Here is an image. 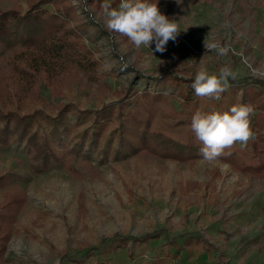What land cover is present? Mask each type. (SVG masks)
<instances>
[{
	"label": "rangeland",
	"instance_id": "1",
	"mask_svg": "<svg viewBox=\"0 0 264 264\" xmlns=\"http://www.w3.org/2000/svg\"><path fill=\"white\" fill-rule=\"evenodd\" d=\"M31 1L0 0V10L23 13ZM50 1L37 9L55 13ZM62 2L71 7L66 23L80 36L79 50L88 52L92 68L71 61L60 71L43 67L36 73L26 55L5 60L8 52H0L1 111L51 114L64 105L79 111L109 105L117 113L123 98L153 129L164 113L183 110L188 90L189 105L210 101L182 81H194L202 59L210 74L230 67L235 79L229 78L226 91L233 98L249 84L264 92V0H159L162 14L180 31L164 53L155 51V43L136 48L108 31L105 0ZM108 2L118 8L121 0ZM206 38L227 54L206 49ZM144 92L169 99L150 104ZM251 139L244 147L236 144L243 148L235 153L236 166L144 148L103 163L73 161L76 172L51 164L34 173L23 143L0 147V213L8 201L19 202L11 221L0 219V264H264V176L240 168L246 161L264 168Z\"/></svg>",
	"mask_w": 264,
	"mask_h": 264
},
{
	"label": "trees",
	"instance_id": "2",
	"mask_svg": "<svg viewBox=\"0 0 264 264\" xmlns=\"http://www.w3.org/2000/svg\"><path fill=\"white\" fill-rule=\"evenodd\" d=\"M48 1L32 0L28 10L23 13L16 8L0 10V52H8L1 58L6 60L11 55L24 54L36 73L42 71L43 67L46 68V72L47 68H59L60 71L71 61L79 68L87 66L89 69L92 68L93 63L88 57V52L79 50L80 36L66 23L71 7L62 0H51L56 9L55 13L37 9L39 4H46ZM182 81L193 83L187 79ZM191 91L192 89L188 90V94ZM263 93L262 89L259 90L249 84L242 89L239 99L235 94L233 98L229 91H224L219 100L214 101L211 98L199 108L188 104L189 101L186 100L190 94H186L185 97H181L182 101H185L183 110L164 113L163 120L159 119V124L153 129L148 120L129 109L132 102L123 98L117 113L114 112L113 106L109 105L96 111H79L72 105H64L51 114H46L42 110L24 114L0 110V147H7L11 143H23L30 170L34 173L45 171L51 164H61L68 172H76L72 165L73 161L91 162L96 158L98 163H103L107 159H117L125 151L135 154L144 148L164 157L188 160L203 157L201 155L203 145L195 138L191 129L192 118L196 112L223 113L229 111L237 102L250 105L253 110H257L250 116L256 136L251 139L252 145L249 147L254 153L264 155L262 113L264 103L261 100ZM156 96L150 97L144 92L142 99L150 104L152 101L153 104H159L169 99L161 95ZM85 122L88 124L80 130ZM112 122L115 123L114 126ZM241 149L243 148L234 145L226 148L217 158L227 160L236 166L238 160L235 153L242 151ZM257 164L246 161L240 168L245 172L264 176L263 166ZM12 176L8 174L7 180ZM6 178L3 177V180ZM18 204L17 201L12 204L8 201L4 207L5 212L0 213V219L11 221Z\"/></svg>",
	"mask_w": 264,
	"mask_h": 264
},
{
	"label": "clouds",
	"instance_id": "3",
	"mask_svg": "<svg viewBox=\"0 0 264 264\" xmlns=\"http://www.w3.org/2000/svg\"><path fill=\"white\" fill-rule=\"evenodd\" d=\"M106 17L108 31L126 36L136 48L151 47L164 53L169 41H175L180 31L178 23L162 14L158 2L151 0H121L118 8H112L108 0L101 5ZM208 50L218 49L219 55H226L227 49L218 44H208ZM235 74L228 66L221 67L219 74H210L201 60L192 88L198 97L219 99L227 90L229 78ZM253 109L250 105L237 104L226 112L205 114L196 112L192 118L191 129L195 138L203 145L201 155L209 161L223 154L226 148L240 144L247 145L252 138L250 116Z\"/></svg>",
	"mask_w": 264,
	"mask_h": 264
}]
</instances>
